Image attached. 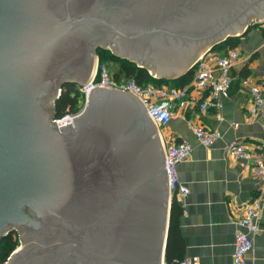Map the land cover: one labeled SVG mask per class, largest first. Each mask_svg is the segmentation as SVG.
<instances>
[{
  "label": "water",
  "instance_id": "1",
  "mask_svg": "<svg viewBox=\"0 0 264 264\" xmlns=\"http://www.w3.org/2000/svg\"><path fill=\"white\" fill-rule=\"evenodd\" d=\"M264 22V0H0V264H166L172 197L163 139L132 93L94 88L58 127L66 83L98 50L157 79Z\"/></svg>",
  "mask_w": 264,
  "mask_h": 264
},
{
  "label": "crops",
  "instance_id": "2",
  "mask_svg": "<svg viewBox=\"0 0 264 264\" xmlns=\"http://www.w3.org/2000/svg\"><path fill=\"white\" fill-rule=\"evenodd\" d=\"M233 38L239 39L236 47L213 49L220 54L237 49L240 54L232 70L233 83L223 108L206 113L178 108L169 124L160 130L164 141L185 140L192 145L190 159L177 167L179 177L190 193L176 200L183 208L180 234L185 244L184 258H189L193 264H232L238 231L236 219L240 211L263 191V184L245 161L226 153L225 143L235 140L255 153H264L263 120L261 116L250 117L249 92L242 86L244 80L252 86L264 80V22L251 25ZM193 123L219 130L223 140L205 148L194 135ZM261 207V227L254 238L247 264H264V201Z\"/></svg>",
  "mask_w": 264,
  "mask_h": 264
},
{
  "label": "built area",
  "instance_id": "3",
  "mask_svg": "<svg viewBox=\"0 0 264 264\" xmlns=\"http://www.w3.org/2000/svg\"><path fill=\"white\" fill-rule=\"evenodd\" d=\"M239 59L240 54L237 49H231L226 54H220L213 49L208 50L192 65L190 82L183 88L171 90L152 82L139 84L135 79L118 77L116 75L118 70L113 71L107 64H100L98 60L92 78L86 84L76 87L81 97L79 110L76 113H68L62 118H55L54 121L58 127L71 123L88 103L90 92L94 88H114L124 93H132L145 106L159 131L169 124L178 108L184 111L198 110L200 113L210 110L218 112L223 108L224 100L229 97L233 83L232 70ZM242 86L249 92L250 117L261 116L264 124V80L257 86H252L248 80H244ZM191 126L198 142L205 148L213 147L223 140L219 130H212L196 123ZM163 145L171 197L185 198L190 190L182 183L177 167L190 159L192 145L188 141L177 142L174 139L163 140ZM225 151L229 156L245 161L253 175L263 184L261 195L249 202L236 219L238 231L235 236L232 264H247V257L254 247V238L261 227V203L264 201V153H255L235 140L225 143ZM179 264L193 263L189 258H183Z\"/></svg>",
  "mask_w": 264,
  "mask_h": 264
},
{
  "label": "trees",
  "instance_id": "4",
  "mask_svg": "<svg viewBox=\"0 0 264 264\" xmlns=\"http://www.w3.org/2000/svg\"><path fill=\"white\" fill-rule=\"evenodd\" d=\"M238 38H228L226 41L220 43L218 46L234 48L238 45ZM100 64H106V60L118 63V71L116 75L125 79H135L139 84L155 83L160 86H174L182 88L190 82L192 78V71L190 70L185 76L176 80L157 79L149 74L145 69L137 67L135 63L128 60H122L115 57L110 50H98ZM77 85L73 83H66L63 87L61 97L56 102L55 118H62L67 113H75L79 110L78 98L79 94L76 90ZM183 216V208L177 202L176 198L172 199L170 226L168 233V241L166 248V264H179L184 258L185 244L180 234V221ZM17 243L12 240V234L5 236L0 242V262L7 261L9 256L15 250Z\"/></svg>",
  "mask_w": 264,
  "mask_h": 264
},
{
  "label": "rangeland",
  "instance_id": "5",
  "mask_svg": "<svg viewBox=\"0 0 264 264\" xmlns=\"http://www.w3.org/2000/svg\"><path fill=\"white\" fill-rule=\"evenodd\" d=\"M105 62L110 67L111 70H113V71H117L118 70V63H116L114 61H110V60L109 61L106 60ZM165 80L170 81L171 79L170 80L169 79H165ZM166 87H168V86H166ZM174 88H177V87H174ZM171 89L172 88L169 87V90H171ZM80 103H81V97L79 96L78 105H80ZM10 234H12V240L17 243L15 250L12 252V254H13L16 250H19L20 248H22L24 246V243L22 241L23 240L22 237L25 235V232L24 231H20V230L17 229V230L11 231ZM10 256H9V258H10Z\"/></svg>",
  "mask_w": 264,
  "mask_h": 264
},
{
  "label": "bare ground",
  "instance_id": "6",
  "mask_svg": "<svg viewBox=\"0 0 264 264\" xmlns=\"http://www.w3.org/2000/svg\"><path fill=\"white\" fill-rule=\"evenodd\" d=\"M155 77V76H154Z\"/></svg>",
  "mask_w": 264,
  "mask_h": 264
}]
</instances>
